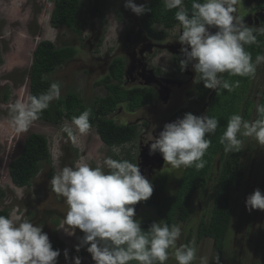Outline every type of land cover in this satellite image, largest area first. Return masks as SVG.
Wrapping results in <instances>:
<instances>
[{
  "label": "rangeland",
  "instance_id": "rangeland-1",
  "mask_svg": "<svg viewBox=\"0 0 264 264\" xmlns=\"http://www.w3.org/2000/svg\"><path fill=\"white\" fill-rule=\"evenodd\" d=\"M146 1L134 0L137 4ZM54 3L55 0H0V210L6 208L9 217L19 216L31 220L35 225H41L51 243L57 238L62 240L65 248L61 249L60 264H74L73 258L77 256L81 264H95L87 250L82 255L72 249L80 242L83 232L76 228L74 234L69 235L60 228L67 205L63 197L51 190V173L81 159L94 167L105 156L114 159L127 157L138 164L141 173L152 185L159 177L166 176V191L169 194L176 193L184 168H171L159 151L150 153V139L157 137L166 123L182 118L176 115L177 112L194 106L193 100L200 93V83L193 82L196 73L191 64L187 66L181 84L167 76V72L173 68L174 55H183L182 45L177 39L182 31L180 25L167 29L156 24V28L164 30L166 36L154 40L143 31L139 15L124 6L125 0H82V33L79 35L67 26L54 27L51 24ZM103 3L105 18L97 13V8ZM237 7L239 15L244 17L249 26L264 25V10H254L245 0H240ZM210 30L216 31L215 28ZM42 40H51L58 47L72 45L77 50L72 60L50 75L52 80L61 82L60 98L69 91L79 93L85 104H92L98 97H104L106 87L97 85V82L107 75L115 57L124 58L126 63L124 87L152 88V103L135 111H129L126 104L122 103L109 115L119 124H138L140 133L135 141L109 147L102 141L95 127H91L85 136L77 134L73 140L62 131V126L70 123L69 120L52 124L36 119L26 131H12L10 105L20 97L30 95L29 69L35 49ZM262 48L264 51V43ZM213 92L211 89L210 93ZM263 93L264 63H260L246 93L247 100L252 101L248 117L244 110L245 104L242 105L240 115L244 119L252 120L256 117V104L262 102ZM32 132L44 134L49 139L52 163H43L30 186L19 187L11 179L9 164L20 153L25 139ZM219 164L217 158L207 189L195 194L190 219L177 223L182 229L178 246L181 243H192L196 247L197 260L193 264H200L201 257L210 258L215 254L220 257V264H264V210L249 211L245 205L247 196L255 189L259 188L264 193V146L258 145L254 139L244 138L242 165L246 176L233 193V220L225 252L221 255L218 253L212 238L197 239L201 220L209 219L211 215L213 178ZM134 207L135 218L141 224L148 218L164 220L156 208L146 201H140ZM64 228L71 231L67 225ZM82 248L86 249L87 246ZM65 250L68 253L67 259ZM166 264H176V261L170 257ZM209 264H215V261L210 259Z\"/></svg>",
  "mask_w": 264,
  "mask_h": 264
},
{
  "label": "clouds",
  "instance_id": "clouds-1",
  "mask_svg": "<svg viewBox=\"0 0 264 264\" xmlns=\"http://www.w3.org/2000/svg\"><path fill=\"white\" fill-rule=\"evenodd\" d=\"M239 3L240 0H191L188 8L185 0H163L165 11L175 9L174 18L182 29L177 37L185 57L180 60L181 71L191 64L196 73L193 82L202 81L205 88L217 93L232 92L240 86L239 80L230 81L224 74L252 78L257 65L264 63V55H257L254 61L245 48L258 43V36L264 35V25L249 26L239 15ZM124 6L136 15L150 11L134 0H125ZM212 28L216 31H211ZM61 86V82L53 81L45 92L22 96L12 103V131H26L53 100L60 99ZM255 111L256 117L252 120L238 113L228 117L225 130L219 136L225 153L241 151L244 138L264 146V103H257ZM91 116V108H86L72 116L62 131L73 140L77 134L87 135L92 127ZM218 126L216 116L185 113L183 118L166 123L159 135L150 139V153L159 151L173 169L200 171L207 163L204 156L211 146L209 137L216 134ZM49 183L51 190L63 197L67 205L60 228L69 235L76 228L83 232L75 249L79 252L87 246L95 264H166L170 257L176 264H193L197 260V249L192 243L178 246L182 235L179 224L160 220L152 222L147 230L141 228L134 206L151 197L153 185L137 163L123 157L105 156L93 167L81 159L58 168ZM245 205L249 211L264 210V193L255 189L247 196ZM60 254L59 249H53L41 225L19 216L0 215V264H57ZM64 255L67 259V250ZM210 259L220 264L217 254L201 257L200 264H209ZM73 261L81 264L78 256Z\"/></svg>",
  "mask_w": 264,
  "mask_h": 264
},
{
  "label": "trees",
  "instance_id": "trees-1",
  "mask_svg": "<svg viewBox=\"0 0 264 264\" xmlns=\"http://www.w3.org/2000/svg\"><path fill=\"white\" fill-rule=\"evenodd\" d=\"M245 2L252 6L254 10H264V0H245ZM144 5L150 11H146L139 17L141 27L148 37L161 40L166 36V32L157 29L156 24H161L167 29L179 25V22L174 18L175 9L165 11L163 0H147ZM185 6L190 8L191 0H185ZM104 7L105 3L97 8L98 15L103 18H105ZM81 11L82 0H55L51 14V24L54 27L67 26L81 35ZM263 43L264 35H260L257 44L245 46L254 61L257 55L263 54ZM76 53L77 50L72 45L58 47L51 40L40 41L35 49L33 62L29 69L30 95H39L45 92L50 83L54 81L50 78V75L58 67L72 60ZM181 59H184L182 55H174L173 68L167 72L168 77H182L184 71H181ZM125 74L126 63L124 58L115 57L109 65L107 75L97 82V85L106 87L107 92L104 97H98L92 104H85L79 93L69 91L64 97L52 101L49 107L39 115L38 120L61 124L66 120L71 121L72 116L79 115L86 108H91L90 123L92 127L96 128L100 138L107 146H121L135 141L139 136L140 126L136 123L119 124L109 118V115L122 103L126 104L129 111H135L150 104L153 102L154 93L152 88L148 86L124 87ZM224 77L230 81L239 80L240 86L232 92L221 90L217 93V90L213 89L214 92L211 94V89L205 88L201 81L199 84L200 93L193 100L194 106H189L182 109V112L176 113L177 116L182 118L188 112L194 115L208 114L216 116L219 120L216 134L209 137L211 146L204 156L207 161L205 167L200 171L194 168L184 169L178 181L177 191L174 194H169L166 191L167 177H159L153 184L151 197L146 200L148 205L156 208L158 215L165 222L177 224L188 221L193 211L195 194L207 189L209 181L212 179L215 161L219 158L220 164L213 178L214 193L211 215L209 219L201 220L197 230V239H214L215 249L220 255L225 252L226 241L232 225L233 193L245 179L246 170L242 165V150L225 153L223 146L219 143V136L225 130L228 117L234 113L240 114L243 104H245V114L247 116L250 114L248 109H250L252 103L249 100L247 101L246 93L253 78L230 77L227 74H224ZM5 99L8 100V96ZM118 158L120 157H115V159ZM125 159L130 160L127 157ZM43 163H52L49 139L44 134L32 132L25 139L20 153L9 164L12 181L19 187L30 186L33 179L41 171ZM0 215L9 217V210L6 208L1 209ZM154 221L156 220L152 218L145 219L141 224V228L147 230ZM51 244L53 249L60 250L61 254L57 258V264H60L62 262L61 249L65 248V243L57 238ZM72 249L76 251L75 247ZM79 253L86 254V249L81 247ZM131 264H135V262H131Z\"/></svg>",
  "mask_w": 264,
  "mask_h": 264
},
{
  "label": "flooded vegetation",
  "instance_id": "flooded-vegetation-1",
  "mask_svg": "<svg viewBox=\"0 0 264 264\" xmlns=\"http://www.w3.org/2000/svg\"><path fill=\"white\" fill-rule=\"evenodd\" d=\"M183 56V55H182ZM183 58H185L184 56H183ZM184 74H186V70H184ZM184 74L182 75V77H180V78H171V79H175V81H177L178 82V84H181V79L183 78V76H184ZM248 101V100H247ZM249 101H251V100H249ZM251 103H252V101H251ZM261 103H264V93H263V97H262V102ZM251 107H252V105L250 106V109H248V111H249V113H251ZM250 115V114H249ZM248 115V116H249ZM247 115H246V117H248Z\"/></svg>",
  "mask_w": 264,
  "mask_h": 264
},
{
  "label": "bare ground",
  "instance_id": "bare-ground-1",
  "mask_svg": "<svg viewBox=\"0 0 264 264\" xmlns=\"http://www.w3.org/2000/svg\"><path fill=\"white\" fill-rule=\"evenodd\" d=\"M21 13V12H20ZM15 14V13H14ZM18 15H19V13H18ZM23 19V18H22ZM25 19V18H24ZM24 21V20H23ZM23 23V22H22Z\"/></svg>",
  "mask_w": 264,
  "mask_h": 264
}]
</instances>
